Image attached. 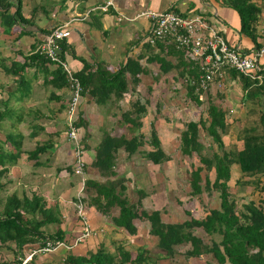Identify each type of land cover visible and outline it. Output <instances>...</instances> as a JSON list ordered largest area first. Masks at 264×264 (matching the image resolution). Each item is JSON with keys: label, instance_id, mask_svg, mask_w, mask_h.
Here are the masks:
<instances>
[{"label": "crops", "instance_id": "1", "mask_svg": "<svg viewBox=\"0 0 264 264\" xmlns=\"http://www.w3.org/2000/svg\"><path fill=\"white\" fill-rule=\"evenodd\" d=\"M108 2H112L113 7L108 12L101 11L99 7ZM253 2L261 8L256 30L258 43L263 48L264 0ZM20 3L21 14L26 22L15 25L10 31L0 25V151L17 157L14 164L0 166L1 197H6V200L13 195L29 200L38 197L43 200L46 209L55 211L60 222L44 227L41 231L55 235L60 230L65 234L66 245L74 246L72 250L61 248L55 252L56 255L65 258L68 255L85 257L99 249L116 255L121 247L123 231L114 224L118 213L114 218L109 217L94 204H87L86 208L90 226L96 233L86 242L75 246L80 223L74 202L81 188V179L74 173V150L67 139L66 109L69 92L66 87H58L60 81L54 82L60 66L45 58H33L37 56V49L53 30L67 26L71 35L64 41L66 51L63 59L77 74L84 70L83 61L87 62L91 73H116L128 59L137 60L138 57L144 67V64H150L153 57L161 53L162 47H152L146 42L151 23L140 15L146 11L166 12L170 9L182 16L200 15L211 19L228 44L240 45L245 52L256 49L255 44L241 34L238 12L222 1L20 0ZM16 11L14 7L11 14ZM120 18L123 21H119ZM166 59L173 64L177 63L176 56ZM111 106L108 103L98 104L89 93L83 97L80 115L86 121L91 136V140L86 141L84 133L83 147L86 175L90 170L91 180H97L96 175L99 174L92 167L96 149L101 143L98 142V134L101 128L111 126L114 121L110 111L115 107ZM117 106H121V102ZM38 148H44V151L31 159V153ZM115 156H121V150ZM119 162L115 173L120 176L121 159ZM4 169H7L5 173ZM95 195L91 197L94 199ZM30 250L33 249H25L23 256ZM6 252L16 257L19 251L16 244L12 243L7 248H0V256ZM55 254H47L45 259L37 257L33 264H58ZM4 262L9 261H0Z\"/></svg>", "mask_w": 264, "mask_h": 264}, {"label": "trees", "instance_id": "2", "mask_svg": "<svg viewBox=\"0 0 264 264\" xmlns=\"http://www.w3.org/2000/svg\"><path fill=\"white\" fill-rule=\"evenodd\" d=\"M228 3L236 10L241 19V34L249 37L255 44L254 50L261 49L258 43L256 25L261 15V8L253 0H216ZM17 4V5H15ZM16 8L15 14L11 10ZM21 14L20 0H0V25L6 31H10L17 24L25 23ZM159 54L150 61L158 63L161 71L165 74L177 71L179 78L187 77L188 96L197 104L202 105L200 95L197 93L199 87L200 70L194 62L187 61L183 53L176 51L173 45L159 44ZM168 51L166 52V49ZM66 51L65 43H62L61 57L64 58ZM253 51V50H252ZM166 52V53H165ZM250 54V52H246ZM163 56V57H162ZM176 56L177 63L173 64L166 58ZM38 60L46 58L37 54L33 57ZM45 58V59H44ZM140 57L128 59L121 69L113 74L104 71L91 73L86 61L84 70L77 74L83 87V96L89 93L100 105H106L113 99L116 104L120 103L128 93L127 76L130 75L135 86L141 82L140 76L145 74V69L139 63ZM264 73V71H263ZM225 75L230 79L239 78L242 82L244 95L249 103L253 104V111L258 109L260 127L246 129L243 136V149L240 151H227L223 136L228 134L229 124L227 113L219 106L211 103L208 108V119L204 123L190 122L181 135V151L186 156L196 154L202 167H198L191 173V189L194 196L204 192L219 194L221 201L219 209H213L204 220L192 218L181 224H166L162 220L161 211L148 212L143 209L144 197L137 204H132L125 195L127 188L124 181H113L111 183H96L89 181L88 185L94 188L96 195L94 201L100 212L107 215L112 207L119 208V215L114 218V224L131 236H136L138 229L135 221L148 222L150 224V235L158 239L159 248L165 252V256L172 258L176 255V248L189 245L190 249L185 253L187 259H197L204 255H211L218 264H264V199L262 204L249 202L243 206L244 210L239 212L236 203L231 200L230 181L232 179V168L238 165L240 172L248 177L264 175V84L256 82L239 75L234 70L227 69ZM54 82L60 81L59 88H67L68 83L63 69H58ZM195 82V84H193ZM134 107V109L132 108ZM131 112H124L122 120L140 129L141 115L147 113L146 107L139 103L133 104ZM79 125L84 123L80 120ZM203 129L211 137L217 150L210 152L200 140V130ZM143 137L135 136L131 139L117 137L107 134L96 149L95 160L92 164L102 177H115L116 156L119 150H124L128 157H132L143 147ZM151 146L153 150L146 153L145 157L154 165H162L170 158L161 147V141L154 131ZM44 148H38L31 153L30 157L36 158ZM17 161L14 155L0 151V166L12 165ZM215 172V180L209 176L202 178V172ZM7 169H4L5 173ZM255 189L264 194V184L258 180L249 183ZM119 187V190L117 188ZM102 201L105 205H102ZM93 204V203H92ZM102 207V208H100ZM102 209V210H101ZM189 215V213H188ZM60 222L59 216L52 209H46L43 200L34 197L19 199L15 195L6 201L0 200V248L9 247L14 243L17 246L16 256L23 255L25 249L42 247L47 241L52 243L65 242V234L60 230L52 234L41 231L42 228ZM202 228L210 236H219L220 242L213 241L211 246H206L201 238L194 234V230ZM34 256L30 264L35 262ZM154 262L145 248H140L137 256L133 258L122 244L116 255H112L103 249L96 253H90L85 257L68 255L66 264H149ZM5 264V263H0Z\"/></svg>", "mask_w": 264, "mask_h": 264}, {"label": "rangeland", "instance_id": "3", "mask_svg": "<svg viewBox=\"0 0 264 264\" xmlns=\"http://www.w3.org/2000/svg\"><path fill=\"white\" fill-rule=\"evenodd\" d=\"M144 67L145 74L140 76L141 82L138 86H135L130 75L127 76L128 93L121 101V106H117L114 99L109 101L108 104L115 107L110 111L114 121L111 126L101 128L102 131L98 134V142H102L107 134L123 136L127 139L142 136L143 147L132 157H128V154L121 150V156L116 157L119 161L121 159V175L116 173V178H106L96 173L97 180H91L89 178L90 170L87 171L85 190L87 196H85L84 202H86V206L87 204L92 206V203L95 205L91 200V195H94L96 191L89 187V181L105 184L123 180L127 188L125 195L130 203L137 204L144 197L143 209L148 212L161 211L162 220L166 224H181L192 218L199 221L204 220L211 210L220 208L221 201L216 192L211 194L204 192L197 196L192 194L191 173L202 165L196 154L189 157L182 153L181 135L186 130L188 123H204L208 119L209 105L213 103L227 113L229 131L227 135L223 136L226 150L240 151L243 149L242 139L246 129L260 127L258 109L256 112L253 111L254 106L246 99L239 78L230 79L225 76L224 79H217L207 92L197 90V93L201 94L200 101H202V105H197L187 94L190 83L187 77L179 78L175 70L165 74L156 62L144 64ZM136 103L147 109V113L140 117L142 123L140 129L122 120L123 113L133 111L134 107L132 106ZM81 120L84 123L82 128L85 131L86 141L91 140L86 121L83 118ZM154 131L161 141L162 149L170 158L162 165H154L145 157L146 153L153 150L151 140ZM200 140L208 152L212 148L213 151L217 150V146L203 129L200 130ZM119 161H116V167L120 163ZM238 167L236 165L232 168L229 191L231 200L237 205V210L242 212L243 206L249 202H255L257 205L262 204L264 194L249 183L258 180L264 184V175L248 177L243 175ZM205 176H209L212 181L215 180L214 171L208 173L203 170L202 178L204 179ZM0 200L6 201V197H1L0 194ZM102 205H105V202L102 201ZM107 212H109L107 214L109 217L114 218L115 214L119 215V208L112 207ZM136 227L138 229L136 236L121 231V244L131 252L133 258L137 256L140 248H145L154 260L149 264H218L211 255L187 259L185 253L190 249L189 245L177 247L176 255L167 258L165 252L158 246V239L150 235V224L137 221ZM194 234L201 238L206 246H211L213 241L220 242L221 240L219 236H208L202 228L195 229ZM9 254L6 252L5 255H1L0 261L8 259L9 262H4L5 264H23L25 259L23 255L16 256V260V257L9 256ZM45 255L36 256L45 259ZM59 256L55 254V259L59 260L58 264H66L68 256L66 258Z\"/></svg>", "mask_w": 264, "mask_h": 264}, {"label": "built area", "instance_id": "4", "mask_svg": "<svg viewBox=\"0 0 264 264\" xmlns=\"http://www.w3.org/2000/svg\"><path fill=\"white\" fill-rule=\"evenodd\" d=\"M113 7L108 2L99 9L108 12ZM151 23L146 42L157 47L159 44L173 45L184 54L185 59L194 62L200 70L198 91H208L217 80L224 79L227 69L234 70L239 75L264 84V47L247 54L240 45H230L217 29L211 19L203 16H182L170 9L166 12L146 11L140 15ZM119 21H123L120 18ZM134 21V20H132ZM71 35L66 26L58 27L51 32L47 40L36 51L53 64L60 66L67 79L69 98L66 109L67 139L71 142L75 155L74 173L80 177V190L76 196L74 207L80 223V232L75 240V246L89 240L96 232L91 228L85 204L86 195V160L84 151V130L80 127L81 105L83 103V87L77 73L61 57L62 43ZM195 84V82L193 83ZM65 242L52 243L47 241L42 247L30 250L24 255L23 264H29L32 258L39 254H52L61 248L72 250Z\"/></svg>", "mask_w": 264, "mask_h": 264}]
</instances>
